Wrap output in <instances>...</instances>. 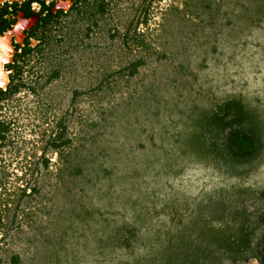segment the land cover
<instances>
[{
	"label": "trees",
	"instance_id": "obj_1",
	"mask_svg": "<svg viewBox=\"0 0 264 264\" xmlns=\"http://www.w3.org/2000/svg\"><path fill=\"white\" fill-rule=\"evenodd\" d=\"M218 3L182 0L174 16L199 26L204 13L211 22ZM235 15L242 26L264 17V0H248ZM140 50L154 54L147 41ZM155 55L166 58L165 51ZM143 65L144 58H136L121 78L134 77ZM176 67L196 82L186 63ZM170 86L173 92L163 97L149 85L125 107L101 108L98 122L105 125L109 115L111 123L120 116L125 123L111 125L107 140L108 126L91 124L58 182L67 196L51 230L36 229L33 252L22 264H264V184L250 180L264 155L263 110L241 92L196 103L177 78ZM137 149L142 154L135 155ZM192 163L210 171L209 193L195 199L164 192L167 178ZM140 175L151 187L139 182ZM249 203L260 207L249 211Z\"/></svg>",
	"mask_w": 264,
	"mask_h": 264
},
{
	"label": "water",
	"instance_id": "obj_2",
	"mask_svg": "<svg viewBox=\"0 0 264 264\" xmlns=\"http://www.w3.org/2000/svg\"><path fill=\"white\" fill-rule=\"evenodd\" d=\"M181 0H0V264H22L77 147Z\"/></svg>",
	"mask_w": 264,
	"mask_h": 264
},
{
	"label": "rangeland",
	"instance_id": "obj_3",
	"mask_svg": "<svg viewBox=\"0 0 264 264\" xmlns=\"http://www.w3.org/2000/svg\"><path fill=\"white\" fill-rule=\"evenodd\" d=\"M218 1L220 3L221 0ZM181 2L182 0L175 7L181 8ZM241 6H248V0H222L219 10L211 22H208L207 15L204 13L202 24L200 21L199 26L195 24L192 27H189L187 23L183 24L180 21V16L178 14L179 17L174 16L175 10H172L147 40L154 54L146 53L140 49L137 51L130 62L142 57L144 65L138 69L134 77L119 78L102 108L106 109L108 113L111 107L119 109L125 107L124 105L130 97L142 96L143 88H147L149 85L157 90L159 97L166 96L173 92L170 88L171 79L177 78L181 85V91L189 92L188 96L194 99L193 102L205 103L210 99L219 100L241 92L243 96L257 102L264 112V17L252 18L249 23L242 26L235 15ZM186 18L195 22L193 18L188 16ZM212 48L214 51L211 50ZM158 51L166 52L164 60H159L155 55ZM184 63L188 66L186 72L190 71L195 76V83L188 81L190 79L185 78L184 74L178 73L176 66ZM164 86H167V92L164 90ZM105 119V122L109 124L104 125L103 122H98L97 115L93 121L96 125L92 127L101 129L107 125L108 128L103 130L104 138L107 140L109 127L112 125L119 128L125 121L121 116L112 123L109 115ZM120 142L121 140L114 142L111 146L118 147ZM88 144L86 141V148L89 147ZM77 152L84 154L79 150ZM134 153H136L135 155L142 154L138 149ZM210 174L208 168L203 167L202 164L192 163L179 177L167 178L168 187L164 188V192L173 193L174 196L182 193L184 197L191 195L195 199H199L201 195L203 197V194L209 193L213 186L208 178ZM253 179L264 184V155L250 174V180ZM212 180L216 181L217 179ZM139 182L146 187L150 186L146 175H140ZM115 189L118 188L115 187ZM65 192L63 186L58 183L31 239L38 237L36 229L39 231L42 229L44 233L51 230L48 227L53 224L57 209L64 197L67 196ZM70 193L74 194L75 191L72 190ZM247 205L249 211L259 206L253 203ZM261 209H264V203L260 207ZM162 217L158 216L159 219ZM32 252L33 246L28 245L23 261ZM242 264L257 263L249 260Z\"/></svg>",
	"mask_w": 264,
	"mask_h": 264
}]
</instances>
